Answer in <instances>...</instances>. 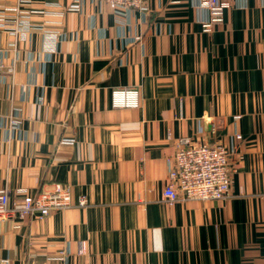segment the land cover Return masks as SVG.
I'll list each match as a JSON object with an SVG mask.
<instances>
[{
    "label": "crops",
    "instance_id": "1",
    "mask_svg": "<svg viewBox=\"0 0 264 264\" xmlns=\"http://www.w3.org/2000/svg\"><path fill=\"white\" fill-rule=\"evenodd\" d=\"M26 1L27 36L0 32V190L68 184L73 206L0 220V264H264V0L211 32L199 0ZM122 87L139 108L112 107ZM180 139L229 149L227 198L163 201Z\"/></svg>",
    "mask_w": 264,
    "mask_h": 264
},
{
    "label": "built area",
    "instance_id": "2",
    "mask_svg": "<svg viewBox=\"0 0 264 264\" xmlns=\"http://www.w3.org/2000/svg\"><path fill=\"white\" fill-rule=\"evenodd\" d=\"M113 11L147 10L148 0H104ZM235 0H199V8L204 12L203 28L211 32L217 25L224 22L225 12L229 10ZM29 1L18 0L11 7L0 10V32L21 37L27 36L32 26L34 10L28 8ZM24 6V7H23ZM82 3L74 0L70 8L80 10ZM49 38H57V34H50ZM23 39V38H21ZM13 45V44H12ZM5 65L0 63V72ZM111 105L115 109H137L141 106V93L137 87L115 88L111 92ZM16 121L12 120V124ZM72 144V140L65 139L63 143ZM229 149L223 144H194L189 139L178 140L174 155L170 158V170L167 185L162 199L172 205L179 200L208 201L222 200L230 195L231 180L234 169L230 164ZM86 200L81 198L79 206H85ZM73 206L72 191L68 184L55 183L50 191L37 194H25L20 200H11L8 190H0V220L28 216L44 219L55 210H64ZM79 254L86 253L85 242H79ZM52 260L58 264H67L64 251Z\"/></svg>",
    "mask_w": 264,
    "mask_h": 264
}]
</instances>
